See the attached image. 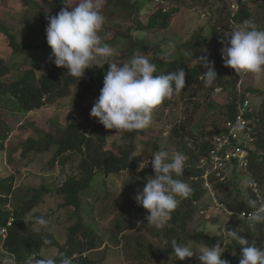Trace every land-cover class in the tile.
<instances>
[{
	"label": "trees",
	"instance_id": "trees-1",
	"mask_svg": "<svg viewBox=\"0 0 264 264\" xmlns=\"http://www.w3.org/2000/svg\"><path fill=\"white\" fill-rule=\"evenodd\" d=\"M217 1H220L222 5H219V2L216 3ZM232 1L237 3L236 7H233L235 9H230L226 4V0H104L102 13L105 17V25L101 35L103 42L113 48L117 46L118 42L122 41L124 42L122 49H125V46L128 47L127 53L113 57V60L121 63L120 66H122V63H129L136 55H146L157 66V73H154V76L183 68L186 73V83L181 92H186L189 89L190 93L187 97L190 99H198L197 97L201 93H209V100L206 103L207 110L202 111V113L195 110L194 116L197 117L196 119L203 120L210 113L224 115L222 122L213 121L214 125L211 123V129L208 131L210 137L200 143L197 142L194 145L195 147H189L187 140L190 132L185 124L178 125L177 122L171 129L170 139L176 135L182 142L180 144L183 153L188 157L183 176L180 179L189 183L193 192L189 198L180 200L177 209L173 212L169 226L172 223L173 227L180 228L179 236H174V239L180 244L191 247L193 242L198 243L200 246L205 244L213 246L220 241L230 240L228 255L225 258L229 260V263L239 264L241 246L236 245L234 241L227 237L228 229L239 232V235L245 237L250 243L264 246V224L253 226L251 215L255 210L249 207L247 203L251 199L257 202L258 207L264 205V88H256L254 86L256 84L253 82L236 87L239 76L233 72L227 73L230 67L225 66L221 49L227 43L225 33L228 30L231 32L237 25L251 22L258 29L264 30V0ZM67 2L68 0H0V32H3V35L5 33V42L11 47L12 53L16 55L4 59L0 51V105H2L3 98H5L7 103L3 110L6 117H15L20 112L34 111L48 103L64 107L67 104L65 99L72 96L78 101L89 102L99 96L103 87L104 76L109 67L107 64L103 69H87L85 77L79 81L78 78L70 76L66 69L55 66L49 60L52 49L46 40L47 17L56 15L61 8L66 7L64 3ZM152 2L162 5L158 6L154 13L144 18L142 11L148 10ZM188 2H193L194 5L202 7L206 13L203 19L208 20V23L201 26L189 38H181L180 43L177 42L174 46L170 45L171 49H165L163 43L149 42L147 38L143 37L144 35H139L158 33L167 29L170 19L176 13H179ZM226 9L227 16H224L223 12ZM216 13L217 16L219 14V17L214 19ZM206 28L209 29L208 32ZM35 31H38V34L32 36L31 34ZM29 36L31 38H28ZM215 37H220L221 40L225 41V44H221V42L214 43L211 39ZM206 47L217 50V54L211 56L218 74L216 86L213 88H206L203 83V72L207 69L200 63V59L202 57L201 51ZM119 49L120 47L115 50ZM5 78L9 80L6 81L8 83H5ZM231 79L236 80L235 90L233 89L225 98L218 97L215 91L218 89L225 91L229 87ZM255 94H261L262 99L260 107H254L255 111L252 112L255 136L253 143H249L251 155H249L250 166L247 168L250 176V183L246 191L248 197L247 199H240L242 196L241 185L239 186L228 173L222 181L214 178L212 189L215 193L214 196L221 197L225 220L220 221L217 216L211 219H214L212 224L219 225L218 233L221 235L212 237L204 231L199 232L196 229H191L190 223L194 218L193 210L195 213L200 210L199 201L206 194H209L208 197L212 198L210 196L211 191L205 189L201 179H192V177L202 174L201 169L196 164L201 157L208 155L213 147L212 140L216 129L236 119L238 101H243L244 98L251 99L250 97ZM90 118L96 122L89 132L85 130L86 123L84 120L73 119L66 126L59 140L54 138L53 133H46L38 138L28 137L23 141L20 140V143L18 141L21 148L23 146L21 153L23 157L35 152L40 154L49 152L57 143L59 148L55 157L51 160L50 166L54 168L56 159L59 158L61 167H68V163L71 162L80 171L76 170L73 172L74 174H71L69 171L63 170L64 174L59 178L60 181L62 180L60 187L58 183L53 185L52 188L44 184L43 189L38 190L34 195L25 196V194L22 196L16 201L17 205L11 203V198L15 192L14 174L5 179H0V234L4 229L7 230V237L4 242L15 264H27L29 258L32 260V264H35L37 260L46 258V252L51 250L50 246L52 245H58L61 248L60 252L56 255L53 254L54 257H52L55 259L56 264H60L64 257L71 258L72 264L108 263L109 258H107V255H104L103 259L98 261L89 258L92 253L91 250L96 248L97 236L93 233L96 227L79 223L67 230V240L65 244H62L48 231L36 230L32 233L30 226L32 221L29 220L28 223L26 218L27 214L35 212L36 207L45 201L47 190H51L53 193L59 190L66 198V201L61 204L62 206H73L70 209L71 211L78 208L79 217L82 214L85 217L89 216L86 210L87 207L94 209V201H101L106 195L102 189L96 190L92 185L95 169L110 175L111 180L117 181L124 170H134L138 167L137 149L135 147L137 140L139 138L142 140L144 135H152L154 128H147L139 132L122 133V138L126 144L118 146V150L114 151L108 148L107 135L116 130L105 129L103 125L97 122L96 118ZM10 131H12L10 120L0 116V152L6 150ZM156 134L154 148L158 149L159 143L163 141V131L160 130ZM8 161L13 165L12 162L14 161L11 155L8 157ZM69 168L72 169L73 167L69 166ZM255 185H257V188L253 187ZM112 186L111 182L106 181V191L112 189ZM260 187L263 190L258 193L257 190ZM3 205L10 207L4 209L2 208ZM98 209L100 208L98 207ZM106 209L104 213L101 211V215L104 214L106 219H111L114 210L109 211L108 207ZM240 213H245V215L240 218ZM53 216L55 217L51 214L43 218L50 224ZM10 220L12 221L10 222ZM222 225L224 227H220ZM151 229L157 233L163 231V229L157 230L154 227ZM78 232L83 234L82 239H77ZM111 234L113 237L119 238L117 232L112 231ZM125 236L126 234H124ZM141 236L146 237L145 234ZM45 240L50 243L45 244ZM171 240L168 243L160 242V246L151 243L153 247L159 250L160 255L155 257V260H151L152 262L149 264H161L160 260L163 261L165 256H171L174 259V264L175 262L177 264L185 263L187 258L183 261L176 258L171 248ZM142 245H132V254L135 253L134 257L136 258L129 260V264H147L139 262L140 257L149 255V253H138ZM146 251L149 252V250ZM87 252L90 254L88 255ZM115 252H119V250H115ZM5 255L6 253L0 249V256L5 257ZM230 258H233L232 261ZM4 262L2 260L0 264H4Z\"/></svg>",
	"mask_w": 264,
	"mask_h": 264
},
{
	"label": "rangeland",
	"instance_id": "rangeland-1",
	"mask_svg": "<svg viewBox=\"0 0 264 264\" xmlns=\"http://www.w3.org/2000/svg\"><path fill=\"white\" fill-rule=\"evenodd\" d=\"M218 2L219 5H222L220 1H217L216 3ZM226 4L228 5V7H230V9H235L233 8V5H236L237 3L233 2L232 0H226ZM161 5L162 4H155L152 2L149 5L148 10L142 11L144 18H147L150 14L154 13L155 9ZM204 11L202 7L194 5L193 2H188L187 5L183 6L179 13H176L170 19V24L167 29H164L158 33H144L139 35H144L143 37H145V39L147 38L149 42L163 43L165 49H171L170 45L174 46L175 44H177V42L180 43L181 38H189L201 26L205 25V23H208V20L203 19L206 16V13ZM223 15L227 16V9L223 12ZM217 17H219V14L217 16L216 13L214 19ZM206 29L208 32L209 29ZM229 33L230 31L228 30L225 33V36ZM37 34L38 31H35L31 35L33 36ZM28 38H31V36H29ZM5 40V33L3 35V32H0V51L2 52L4 59H9L16 55L15 53H12L11 47L5 42ZM211 40L214 43H220L221 38L215 37ZM123 44V41L118 42L117 46L114 48L116 49L120 47V49L116 51L117 55L128 52L127 46L124 45L125 49H122ZM201 52V58L206 57L209 61L211 60V56L213 57V55L217 54L216 49H210L207 47L203 48ZM50 62L52 61L50 60ZM229 72L235 73V70L230 68L227 73ZM6 81L9 80H6L5 78V83H8ZM230 81L231 82L229 84V87L225 91L222 89H218L217 91H215L218 97L225 98V96L231 93L233 89L235 90L234 87L236 84V80L231 79ZM252 82L256 84L254 85L256 88H264V81H261L259 83L256 82L251 74L239 77L236 87H238V85L243 86L244 84ZM189 93L190 90L188 89L186 92H180L179 94L174 95L172 97V100H168L167 103V100L164 101L165 103L160 105L154 111L152 124L148 127L149 129L154 128V132L150 131L152 132V135H144V138L142 140H140L139 138L135 146L137 149L136 156L138 158V167L136 169L124 170L122 172V176H120L117 181L111 180L110 175H106L104 172L95 169V176L92 181V185L96 190L102 189V191L105 192L106 195L101 201H94V204L96 206H93L94 209L92 207H87L86 210L87 213H89V216L85 217L82 214V216L79 217L78 208H75L78 210L74 209L71 211L70 209L73 206H62L61 204L66 201V198H64V195L59 190H56V192L54 193L51 192V190H47V192L45 193V201L43 200L44 202L40 203L38 207H36L35 212L33 211L31 214L26 215L27 222L29 223V220L32 221V225L30 224L31 232L34 233L36 230L48 231L49 233H52L54 238L56 237L62 244H65V241L67 240V230H70L71 227L79 223H83L84 225L96 227L95 231L93 232L97 236L96 248L91 250V254L89 253L91 252L90 250L89 252H87L88 255L90 254V259L98 261L100 259H103L104 255H107V258H109L107 260L108 263L103 262L104 264H129V260H133L136 258L134 257L135 253L132 254V245L143 244L142 248H139L138 253H149V255L140 257L139 262L147 264L151 263L155 257L160 255L159 250L153 247L151 243L160 246V242L170 241L172 238L174 239V236H177L181 230L180 228L173 226L169 228L168 225L163 229V231L157 233L156 231L151 229L153 228L152 226H149L147 224L145 216L149 213L142 206H137L134 200V196L146 184V177L154 175V172L150 163L148 167L138 171L140 162L144 160L146 164L148 159L149 161L151 160V156L154 153L170 146H173L177 150L183 152L180 144L182 143L181 140L178 139L176 135L170 139L171 129L177 122L178 125H186L187 130L190 132L188 134L187 140V142L189 143V147H195L194 145L197 142L200 143L210 137L208 131H210L211 129V123H213V121H216L217 123L222 122L224 117V115H215L213 113H210L203 120L196 119L197 117L194 116L195 110H199L201 113L202 111L207 110L206 103L209 100V93H201L197 97L198 99H190L189 97H187ZM72 97L65 99V101H67V104L64 105L65 108L62 106L59 107L58 105H54L53 103H48L44 107L34 111L20 112L15 117H6V113L3 109L6 107L7 100L3 98L2 105H0V116L8 118L10 120L12 131H10L11 133L9 132L8 134L9 141H7L6 150L0 152V179H5L6 177H9V175L14 174L15 192L13 194V197L11 198V203L13 205H17L16 201L25 194V196L34 195V193H36L38 190L43 189L44 184H46L49 188H52L53 185H56V183H58L60 187L62 184V180L60 181L59 178L62 174H64L63 170L69 171V173L71 174H74L73 172L76 170L80 171V169L71 162L68 164L69 166L73 167L72 169L69 168V166L61 167L59 164V158L56 159L54 168L50 166V162L55 157L57 149L59 148V144L57 143L54 144V147L49 152L41 154L35 152L34 154L32 153L27 157H23L21 155L23 146L21 148L19 144L20 140L23 141L28 137L38 138L39 136L45 135L46 133H53L54 138L56 140H59L66 126L70 124L73 119L84 120L86 123L85 130L87 132L92 130V128L95 126L96 121L91 120L88 115H90L91 108L93 107L95 100L99 96L91 102L78 101L77 99H74ZM250 98L253 108H259L262 99L261 94H255ZM160 130L163 131V141L159 143V148L155 149L154 145L155 139L157 137L156 133H158ZM12 139L14 140V142ZM253 141L254 138L251 139L250 143H253ZM124 144L126 143L122 138V133L116 134V131L108 133V148L117 151L118 146ZM10 155L12 156L14 161L12 162L13 165H11L8 161V157ZM228 172L230 173V176L235 179V182L239 184V186L241 185L240 190L242 192V196L240 199H247L248 195L246 191L248 189L247 186L250 183V176L247 170L241 171L238 168L237 171H235V167H230ZM62 177L64 178V176ZM106 181L113 184L112 189H109L108 191H106L105 188ZM255 188H257V185H255ZM261 190L263 189H261L260 187L257 190L258 193H260ZM208 195L209 194H206L199 201V212L195 213V211L193 210L194 218L190 223V228L196 229V231L199 232L204 231L206 233H209V235L212 237H217L219 225L212 224V221H214V219L211 218L217 216L220 221H224V209H222L223 206L221 204H218L220 203L221 197L215 198L214 195L211 194L210 196L212 198H209ZM9 207L10 206L8 205H3L2 208L9 209ZM98 207L100 209H98ZM106 207H108L109 211H111V209L114 210V215L111 219H106V216L104 214L101 215V211L104 213L107 210ZM202 210L204 211L202 212ZM51 214L55 215V217L53 216V220L50 224L49 222H47L46 225H40L38 223V219L40 217ZM220 227L224 226L222 225ZM112 231L117 232L119 234V238L113 237L111 234ZM6 234L7 231L5 230L2 232V234H0V249L6 253L5 257L0 256V261H12L13 264H15L13 258L9 255V250L5 246L4 240L7 237ZM124 234H126L125 237ZM142 234H145L148 238H146L145 236L142 237ZM82 238L83 234L78 232L77 239ZM229 241L230 240H223L217 243L225 249L222 254V259H226L225 257L228 255ZM50 247L51 250L46 252V258L54 257L53 254L56 255L61 250L58 245H52ZM192 247L194 249H199V247L201 246L198 243L193 242ZM115 250H119V252H115ZM146 250H149V252H147ZM230 259L232 261L233 258ZM160 263L174 264V259L171 256H165L163 261L160 260ZM175 264L177 263L175 262ZM184 264H200V262L194 256L192 258H187Z\"/></svg>",
	"mask_w": 264,
	"mask_h": 264
},
{
	"label": "clouds",
	"instance_id": "clouds-1",
	"mask_svg": "<svg viewBox=\"0 0 264 264\" xmlns=\"http://www.w3.org/2000/svg\"><path fill=\"white\" fill-rule=\"evenodd\" d=\"M103 3L104 0H68L64 3L66 7L61 8L56 15L47 17L46 40L52 49L49 60L55 66L66 69L70 76L78 78L79 81L85 77L87 69H103L107 64L109 67L103 79V87L91 108L90 117L96 118L105 129H115L116 134L139 132L152 124L154 111L164 101L172 99L185 88L186 73L183 68H179L154 76L153 74L157 73V66L146 55H136L129 63H122L120 66L121 63L113 60L117 55L116 50L104 43L101 35L105 25ZM226 38V46L221 49L225 66L234 69L239 77L251 74L256 82L264 81V30L258 29L251 22H245L226 34ZM220 42L225 44L224 40ZM200 63L207 69L203 72L204 86L215 87L218 74L214 62L203 57ZM245 99L249 98L238 101V105ZM249 120L247 131L255 136L252 113ZM224 132H227L226 125L216 129L212 145L215 136ZM246 145L249 149V143ZM201 158L196 166L201 169L202 174L192 179H201L205 189L214 195L212 180L214 178L224 180L227 173L230 175L229 169L222 171L223 179L215 171L205 179L203 177L205 170L199 167ZM187 160L188 157L183 152L170 146L154 153L146 164L144 160L140 162L138 171L148 167L150 163L154 172V175L146 177V184L134 196L137 206H142L149 213L145 216L149 226L157 230L164 229L169 225L172 213L177 209L180 200L192 195L193 189L190 184L180 179ZM238 168L236 166L235 171ZM247 168L239 169L246 171ZM221 203L223 204L220 199L218 204ZM247 203L255 210L251 215L253 226L264 224V205L258 207L257 202L251 199ZM239 217H243L242 213ZM38 223L46 225L47 221L41 217ZM172 226L171 223L169 228ZM226 235L236 245L241 246L239 264H264V246L250 243L233 229H228ZM44 243L50 242L45 240ZM170 243L176 258L181 261L195 256L200 264H229L228 260L222 259L225 249L220 244L213 246L205 244L199 249H194L178 243L176 239H172ZM4 264L13 262L5 261ZM27 264H32L30 258ZM35 264H56V261L54 258H43L37 260ZM60 264H72V259L64 257Z\"/></svg>",
	"mask_w": 264,
	"mask_h": 264
},
{
	"label": "built area",
	"instance_id": "built-area-1",
	"mask_svg": "<svg viewBox=\"0 0 264 264\" xmlns=\"http://www.w3.org/2000/svg\"><path fill=\"white\" fill-rule=\"evenodd\" d=\"M233 7L236 6L233 5ZM237 107L236 120L227 122V132L215 136L213 147L210 149L208 155L202 157L200 160L199 167L205 170V174L203 175L205 179L214 171L223 179V170L225 171L230 167L236 166L239 168H247L250 164V152L246 144L250 143L251 139L254 138L247 131L253 106L249 99H245ZM221 205L223 206L222 203ZM242 215L244 216L245 213H242ZM4 230L7 231L6 229Z\"/></svg>",
	"mask_w": 264,
	"mask_h": 264
}]
</instances>
